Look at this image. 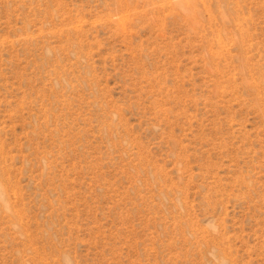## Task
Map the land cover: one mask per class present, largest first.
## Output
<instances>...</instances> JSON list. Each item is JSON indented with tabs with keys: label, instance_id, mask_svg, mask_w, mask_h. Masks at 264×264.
I'll use <instances>...</instances> for the list:
<instances>
[{
	"label": "rangeland",
	"instance_id": "rangeland-1",
	"mask_svg": "<svg viewBox=\"0 0 264 264\" xmlns=\"http://www.w3.org/2000/svg\"><path fill=\"white\" fill-rule=\"evenodd\" d=\"M0 264H264V0H0Z\"/></svg>",
	"mask_w": 264,
	"mask_h": 264
}]
</instances>
